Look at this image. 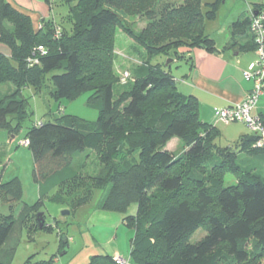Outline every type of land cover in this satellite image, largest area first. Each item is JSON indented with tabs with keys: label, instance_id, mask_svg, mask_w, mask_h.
Listing matches in <instances>:
<instances>
[{
	"label": "trees",
	"instance_id": "16d2710c",
	"mask_svg": "<svg viewBox=\"0 0 264 264\" xmlns=\"http://www.w3.org/2000/svg\"><path fill=\"white\" fill-rule=\"evenodd\" d=\"M62 1L71 7L65 19L72 25L70 32L53 18L43 20L37 31L29 16L0 0V45L10 50V56L0 52V86L15 88L0 98V129L12 138L19 133L30 117L23 91L37 97L50 90L49 84L59 108L60 102L88 94V107L100 114L99 120L88 122L60 108L59 117L28 129L21 140L28 144L19 146L31 151L39 201L33 208L23 204L15 216L16 205L22 203V182L0 178V200L11 211L0 222V264L13 263L16 248L7 243L17 226L33 231L34 223L46 229L45 215L38 220V207L54 189H67L69 197L56 201H68L75 209L88 203L94 190L107 187L103 210L125 214L136 205V213L123 220L136 231L130 264H264V182L254 169L235 164L239 153L264 161V148H255L257 137L249 133L236 144L239 149L228 147L218 155L213 139L221 135L220 129L201 121L198 100L178 90L165 65L152 64L160 56L190 63L180 52L184 48L219 55L234 49L227 44L220 50L206 33L201 0ZM219 1L211 5L212 19L218 16ZM45 2L54 6L52 0ZM263 12L264 4L255 5L249 19L231 25V38L250 40L239 46L240 54L256 52L251 23ZM137 16L146 20L138 35L124 23L125 17ZM119 28L146 53L126 85L115 73ZM35 72L40 73L38 80ZM120 85L131 88L116 100ZM259 117L264 125V116ZM174 139L186 145L178 156L166 150ZM87 150L97 153L104 166L79 198V191L71 194L68 187L77 188L83 178L72 165L74 157ZM229 173L237 185L225 186ZM201 228L207 235L193 244L191 238ZM62 242L68 245L64 237ZM90 264L116 263L111 256H96Z\"/></svg>",
	"mask_w": 264,
	"mask_h": 264
},
{
	"label": "rangeland",
	"instance_id": "374dc122",
	"mask_svg": "<svg viewBox=\"0 0 264 264\" xmlns=\"http://www.w3.org/2000/svg\"><path fill=\"white\" fill-rule=\"evenodd\" d=\"M52 2L54 6L51 9L55 11L57 19L61 21L60 24L63 23L67 32H70L72 25L66 21L70 5L62 0H52ZM214 3L216 0H201V9L205 16L206 33L212 37L217 46L222 47L232 35L230 34L231 24L236 21L237 17L249 19L252 8L255 5H263L264 0H220L218 16L216 19H212L209 15L212 12L211 5ZM42 21L37 25V31L39 26L43 28ZM124 23L137 35L146 27V20L138 16L125 17ZM236 32L240 31L235 29ZM115 40V73L117 76L125 72L132 75L134 70L146 60L144 59L146 53L134 38L120 28L117 29ZM228 45L235 46L233 50L236 51L239 48L238 41L233 37ZM242 57L246 68H249V64L255 60L256 55L254 52L248 51L244 52ZM171 60L173 59L160 56L154 58L152 64L165 65L168 67H164L166 72L171 73L175 78H182L186 62L173 61L168 65ZM35 74V79L38 80L40 73L35 72ZM7 87L8 84L2 87L3 89L0 88V93H5ZM49 88V91L46 90L37 97H34L32 91L28 89L23 91L22 95L29 100L30 117L24 122L19 133L14 135V139L7 130L0 129V178L4 182L19 178L23 185L22 203L16 205L13 211L15 216L19 215L23 204L33 208L39 201V186L34 176L31 151L29 148L18 145L21 140L26 138L28 129L38 122L53 120L54 116L59 117L60 108L66 115H72L88 122L94 123L99 120L100 114L88 107V94L85 93L73 101L60 102L61 107L59 108V103L50 95L53 86L49 84ZM130 88L131 85L117 86L116 100H119L121 94ZM261 100L264 103V97ZM258 108H261V104ZM219 129L221 135L213 139V149L217 151L218 155L220 151L228 147L239 149L236 144L242 136L249 134V130L244 125H232L231 127L220 125ZM244 133L246 134L244 135ZM184 146L186 145H183L179 139H174L167 144L166 150L173 153L174 156H178L185 152L186 147ZM251 155L239 153L235 164L239 168L254 169L260 180L264 182V161ZM103 166L101 157L93 151L87 150L77 154L72 167L83 178L76 183L78 184L77 188L68 187L71 194L79 191V198L86 195V188L91 186V182L98 177ZM224 183L226 187H229L237 185L238 181L234 174L229 173L225 175ZM109 191L110 187L104 190H94L88 203L72 209L68 201H63L65 197H69L67 189H54L38 207V213L45 215L46 229L41 231L34 223L31 224L33 231L29 226L22 229L18 226L15 228L7 243L16 248L12 264L26 262L29 264H90L96 256L115 257L117 253L120 257L130 260L132 241L136 231L133 227H128L123 220L128 215L136 213V205L133 204L125 214L103 210L101 204ZM59 197H62L63 200L56 201ZM10 213V209L0 200V222ZM206 235V231L201 228L193 235L191 242L195 244ZM63 237L68 241L67 246H64L62 242ZM249 247L252 249V244Z\"/></svg>",
	"mask_w": 264,
	"mask_h": 264
},
{
	"label": "crops",
	"instance_id": "0c3cea01",
	"mask_svg": "<svg viewBox=\"0 0 264 264\" xmlns=\"http://www.w3.org/2000/svg\"><path fill=\"white\" fill-rule=\"evenodd\" d=\"M7 1L13 8L29 16L32 19L35 29L42 20L53 18L58 21L55 11L43 0ZM239 20L240 16L237 17L236 21L232 24ZM227 40L224 46H218L220 50H224L226 45L229 44L231 36ZM237 41L239 46H245L250 40L238 38ZM0 52L6 56H10V50L5 45H0ZM180 52L186 56V59H190V63H186L182 78H175L177 80V87L182 94L193 96L198 100L200 104V119L202 122L213 124L215 121V109L226 108L231 105L242 103L246 95L252 90L253 82L246 81L243 77L244 71L248 68H246V63L243 62V54H240L238 51L227 50L219 55L210 54L199 48H184L181 49ZM253 62H251L249 66ZM2 87L4 86H0V88ZM5 89L6 92L2 93L3 95L0 93V98L12 93L15 88L9 85ZM263 97L264 95L261 96L258 104V106L261 104V108L257 107L254 112L258 116H264V103L261 100ZM220 125L221 124H217V127L219 128ZM231 126L232 125H230V127ZM245 134L246 133H244V135ZM14 138L15 137L12 139ZM117 254H115V256H119Z\"/></svg>",
	"mask_w": 264,
	"mask_h": 264
},
{
	"label": "built area",
	"instance_id": "2783aa9c",
	"mask_svg": "<svg viewBox=\"0 0 264 264\" xmlns=\"http://www.w3.org/2000/svg\"><path fill=\"white\" fill-rule=\"evenodd\" d=\"M39 30L42 26H39ZM251 30L255 36L257 48H256V60L244 71L243 77L246 81L253 82L252 90L246 95L245 100L240 104L228 106L226 108H220L214 110V125L221 124L224 126H230L234 124H241L247 127L250 133L257 137V144L255 147L264 148V125L261 122L260 117L255 114V110L258 107L261 96L264 95V12L258 13L257 16L252 18ZM57 36L59 32L57 31ZM42 55L46 52L42 47L38 50ZM33 64V61H29ZM37 63V61H35ZM132 76L129 72L120 74V84L126 85ZM21 146H26L28 143L21 141ZM116 264H130L129 260H126L120 256L113 257Z\"/></svg>",
	"mask_w": 264,
	"mask_h": 264
},
{
	"label": "water",
	"instance_id": "95a60500",
	"mask_svg": "<svg viewBox=\"0 0 264 264\" xmlns=\"http://www.w3.org/2000/svg\"><path fill=\"white\" fill-rule=\"evenodd\" d=\"M171 62H173V60H171V61L168 63V65H169ZM168 65H167V66H168ZM42 215H43V214H38V218H39L38 220H39V221H40V219L42 218ZM40 228H42V225H40Z\"/></svg>",
	"mask_w": 264,
	"mask_h": 264
}]
</instances>
